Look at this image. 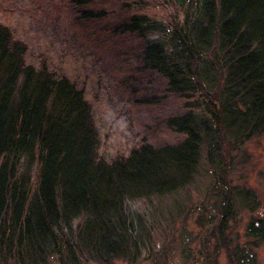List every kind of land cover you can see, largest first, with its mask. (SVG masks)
<instances>
[{
    "label": "trees",
    "instance_id": "obj_1",
    "mask_svg": "<svg viewBox=\"0 0 264 264\" xmlns=\"http://www.w3.org/2000/svg\"><path fill=\"white\" fill-rule=\"evenodd\" d=\"M173 1L181 12L173 23L134 14L112 36L140 42L142 72L198 96L193 110L166 122L186 138L110 156L86 84L0 14V264L128 260L139 248L132 203L187 186L205 155L227 171L225 146L264 137V0ZM106 17L79 13L89 24Z\"/></svg>",
    "mask_w": 264,
    "mask_h": 264
},
{
    "label": "rangeland",
    "instance_id": "obj_2",
    "mask_svg": "<svg viewBox=\"0 0 264 264\" xmlns=\"http://www.w3.org/2000/svg\"><path fill=\"white\" fill-rule=\"evenodd\" d=\"M76 1L0 0L1 19L86 84L104 155L145 143L183 142L186 136L169 130L166 122L193 110L188 105L198 96L187 99L169 90L161 76L142 72L140 42L112 36L134 14L173 23L181 17L174 1L92 0L79 7ZM83 10L107 17L101 25L80 22ZM108 26L112 34L104 29ZM154 98L155 103L145 102ZM236 145L224 147L227 171L213 170L205 155L187 186L151 202L132 203L139 248L130 259L113 264H264V137ZM225 197L231 203L226 220ZM47 264L62 263L53 259Z\"/></svg>",
    "mask_w": 264,
    "mask_h": 264
}]
</instances>
